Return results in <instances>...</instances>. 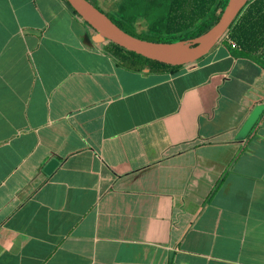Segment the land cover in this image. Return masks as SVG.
<instances>
[{"label":"crops","instance_id":"0c3cea01","mask_svg":"<svg viewBox=\"0 0 264 264\" xmlns=\"http://www.w3.org/2000/svg\"><path fill=\"white\" fill-rule=\"evenodd\" d=\"M92 36L66 0H0V264H264V111L238 139L262 64Z\"/></svg>","mask_w":264,"mask_h":264},{"label":"trees","instance_id":"16d2710c","mask_svg":"<svg viewBox=\"0 0 264 264\" xmlns=\"http://www.w3.org/2000/svg\"><path fill=\"white\" fill-rule=\"evenodd\" d=\"M139 1L146 3L149 10L154 7L167 8L166 15L149 26L151 32L158 34L157 40L153 42L161 43L187 41L202 36L218 22L229 2V0H119L117 11L109 17L117 26L135 37L137 36L128 28L135 24L128 13ZM224 39L235 44L234 50L240 56L255 58L264 67V0H250ZM108 48L112 56L124 63L138 60L142 64H150L153 69L175 71L180 68L148 60L111 42H108Z\"/></svg>","mask_w":264,"mask_h":264},{"label":"water","instance_id":"95a60500","mask_svg":"<svg viewBox=\"0 0 264 264\" xmlns=\"http://www.w3.org/2000/svg\"><path fill=\"white\" fill-rule=\"evenodd\" d=\"M78 16L93 30L92 42L114 43L127 51L148 60L179 67L192 64L208 55L226 36L231 25L250 0H229L218 22L202 36L175 43H161L139 39L117 26L105 13L88 0H66ZM264 105L257 106L238 134L245 140L258 123ZM57 160L49 162L46 174H51L58 166Z\"/></svg>","mask_w":264,"mask_h":264},{"label":"rangeland","instance_id":"374dc122","mask_svg":"<svg viewBox=\"0 0 264 264\" xmlns=\"http://www.w3.org/2000/svg\"><path fill=\"white\" fill-rule=\"evenodd\" d=\"M99 2L102 8L107 11H112L116 9L119 0H99ZM94 4H96V2H94ZM166 13L167 8L165 6L154 7L149 10L146 3L139 1L137 4L133 5L128 14L132 17L133 22H139L140 25L139 27L133 25L128 28L131 33L139 38L148 39V41L157 40L158 34L154 31L151 32V30H149V26L156 22L159 18L161 19L164 17Z\"/></svg>","mask_w":264,"mask_h":264},{"label":"flooded vegetation","instance_id":"af4514ba","mask_svg":"<svg viewBox=\"0 0 264 264\" xmlns=\"http://www.w3.org/2000/svg\"><path fill=\"white\" fill-rule=\"evenodd\" d=\"M92 5H94L96 8H98L100 11H102L103 13H105L108 17L111 15V14H113V13H115L116 11H117V8H118V4H117V7H116V9H114V10H112V11H107V10H105L104 8H102L101 7V5H100V2H99V0H91V1H89ZM94 2H96V4H94ZM119 3V2H118ZM110 18V17H109ZM111 19V18H110ZM112 20V19H111ZM135 26H137V27H139V22H135V24H134ZM146 29V28H145Z\"/></svg>","mask_w":264,"mask_h":264},{"label":"built area","instance_id":"2783aa9c","mask_svg":"<svg viewBox=\"0 0 264 264\" xmlns=\"http://www.w3.org/2000/svg\"><path fill=\"white\" fill-rule=\"evenodd\" d=\"M232 47L235 48L236 47L235 44H232Z\"/></svg>","mask_w":264,"mask_h":264}]
</instances>
